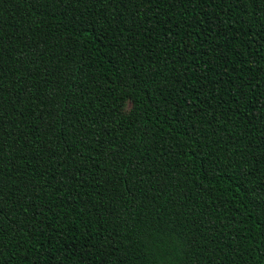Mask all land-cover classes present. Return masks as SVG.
Wrapping results in <instances>:
<instances>
[{
    "label": "trees",
    "instance_id": "1",
    "mask_svg": "<svg viewBox=\"0 0 264 264\" xmlns=\"http://www.w3.org/2000/svg\"><path fill=\"white\" fill-rule=\"evenodd\" d=\"M0 264H264V0H0Z\"/></svg>",
    "mask_w": 264,
    "mask_h": 264
}]
</instances>
